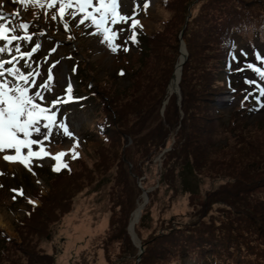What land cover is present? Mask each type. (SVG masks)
Segmentation results:
<instances>
[{"label":"rangeland","instance_id":"obj_1","mask_svg":"<svg viewBox=\"0 0 264 264\" xmlns=\"http://www.w3.org/2000/svg\"><path fill=\"white\" fill-rule=\"evenodd\" d=\"M172 1L166 7L158 0H122L120 11L130 19L107 25L118 33L113 43L119 47L114 52L95 26L81 27L78 21L83 14L73 19L72 9H68L65 19L52 20L54 8L0 0V14L6 18L0 23L10 22L21 36L24 31L18 28L19 22L28 21L33 34L31 41L5 42L11 51L1 56H11L16 46L26 52L39 44L18 69L33 73L32 79L39 85L47 82L55 64L52 90L44 92L46 100L64 97L69 83L72 97H85L81 104L76 103L79 100L70 106L61 104L56 113V123L65 124L73 137L53 127L50 139L45 140L49 129L43 127L44 120L37 125L41 132H33L31 137L42 142L33 145L35 151L67 153L60 161L52 155L34 157L33 168H28L19 162L1 163V156L7 151L14 155V150L0 153V215L6 224L0 225V264H264V181L259 186L261 173L255 171L260 159L251 151L240 156L236 136L242 131L264 140V97L259 94L256 98V86L264 87V78L248 67L264 68V45L254 41L264 35L257 37L253 32L262 26L264 7H255L252 0H194L186 8L184 26L192 15L185 28L189 33L183 34L180 8L184 0ZM133 19L140 22L135 29ZM66 20L73 23L71 31L64 28ZM226 26L233 27L231 32L246 46L237 48L228 62L231 73L228 68L222 74V56L214 42H219L218 33ZM146 34H152L149 45ZM133 35L135 41L130 39ZM155 44L157 48L143 58ZM183 45L188 53L184 62L179 55ZM181 61L180 95L185 67L184 91L192 109L188 117L195 119L181 127L186 110L181 109L182 101L174 90L175 97L167 106L170 121L164 125L167 128L172 122L176 126L171 147L179 139L186 143L185 137L193 132L197 136L193 143L179 151L178 145L177 153L167 155L159 146L163 120L158 115ZM224 78L235 89H227ZM2 79L12 77L6 74ZM91 88L99 91L96 103L89 98ZM104 93L110 98L108 114L114 121L109 141L95 132L107 113L106 107L99 108ZM242 97L247 101L240 112L232 104H239ZM214 103L219 111L211 107ZM143 114L150 119L140 125ZM140 127L146 135L140 136ZM73 150L84 157L74 159ZM187 151L190 160L181 164ZM57 164L60 169L67 164L66 169L72 166V170L56 174ZM165 165H169V180L161 175ZM132 169L135 174L130 173ZM238 178L252 187L250 195H238L244 186H238ZM141 186L149 199L142 209L144 217L135 224L138 237L134 240L128 225L133 211L144 201ZM78 225L88 226L90 232L75 240ZM130 238L134 247L126 243ZM139 240L146 246L141 254Z\"/></svg>","mask_w":264,"mask_h":264},{"label":"snow or ice","instance_id":"obj_2","mask_svg":"<svg viewBox=\"0 0 264 264\" xmlns=\"http://www.w3.org/2000/svg\"><path fill=\"white\" fill-rule=\"evenodd\" d=\"M15 2L24 7H39L41 9H52L58 4V16L61 20L64 19L66 10L68 9H72L70 15L73 19H76L77 15L83 14L78 23L84 24L85 21H90V24L95 26L97 33H103L104 41L109 42L114 52L119 47L113 43L118 33L113 32L107 25L109 22L115 25L119 22H127L130 19L129 16L123 15L120 11L122 0H15ZM143 7L147 8L148 5L145 4ZM19 14V12L15 13L17 16ZM58 16L57 14H53L51 19L56 20ZM0 21H6V18L2 14H0ZM9 23H0V41H6L7 45H11L17 40H32V35H17V27H10ZM139 24V20L133 19L132 28L135 29ZM18 28L27 33L29 24L26 22L21 23L18 25ZM64 28H69L68 23H64ZM130 39L135 41V35L131 36ZM7 45L0 46V53L11 51ZM39 48L40 45L36 44L30 51L21 52L20 47L16 46L15 52L20 53V59L31 58L32 54ZM124 50L127 51L128 49L125 48ZM16 59L13 56L12 60H0V77H5V72L12 77V79H0V153H4L6 150H15L14 155L5 154L3 155V159L10 162H19L28 167L34 157L42 159L44 156L52 155L44 151L43 148L39 151L33 150V145L42 143L31 138L33 132L36 134L41 132V128L37 125L42 119L46 121L43 127L49 129V132L44 136L45 140L50 139L53 127L62 128L65 135L70 138L73 137V133L65 124L56 123L57 115L53 111L57 105L67 103L73 99L71 96L72 87L69 85L66 89L67 98L57 96L51 100H46L44 92L50 93L52 90L54 80L52 69L55 68V64L49 69L47 82H41V84L37 85L32 79L33 73L24 74L15 67L5 69V64L11 65L13 60ZM248 67L253 68L254 71L259 73L261 78H264V70L255 68L253 65H248ZM248 83L254 84L255 82L248 81ZM30 84L32 85L31 88L29 87ZM37 87L42 88L43 91H35ZM257 87L260 96L264 97V87L259 85ZM45 104L48 106H44ZM262 107H264V104H262ZM24 149H27L26 154L23 152ZM66 154L65 152H60L52 155V158L60 161ZM77 156L78 153H75V150H73V158L75 159ZM63 166L67 167V164ZM53 170L59 172L61 170L60 165L54 166ZM13 191L17 190L13 189ZM19 194L23 195V191L20 190Z\"/></svg>","mask_w":264,"mask_h":264},{"label":"trees","instance_id":"obj_3","mask_svg":"<svg viewBox=\"0 0 264 264\" xmlns=\"http://www.w3.org/2000/svg\"><path fill=\"white\" fill-rule=\"evenodd\" d=\"M160 3H161V5H165L166 7H170L171 6V4L173 3V1L172 0H158ZM194 0H184V3L183 2H181L182 3V6H183V8H180L181 10H182V19L180 20V24L181 25H183V27H182V29L181 30H183V34H184V32H185V34L186 33H189V29H188V31H187V29H185L187 26V23L190 21V18H191V16L192 15H190V17H188V18H186V25L184 26V24H185V15L187 14V10H186V8H188L189 7V5H191V3L193 2ZM260 3V4H258V3ZM252 3H253V5L256 7L257 5H259V8H261L262 9V7H264V0H252ZM189 12H191V9H189L188 10V14H189ZM261 14V19H262V21H261V24H262V26H261V28L258 30V32H256V31H253L254 32V35L255 36H257L258 37V35H261V34H263L264 35V12L263 13H260ZM232 28L233 27H228V26H226L225 28H224V30H223V32L222 33H218V38H219V42H217V41H215L214 43H215V45L216 46H218V49H219V51L221 52V56H222V60H221V67L222 68H220V71H221V73L223 72H225V70L226 69H228V66H227V64H228V62L230 61V59L232 58V55L236 52V49L237 48H240V47H242V46H246V45H242V44H245V43H243V41L241 40V41H239L238 40V37H237V34L235 33H232L231 32V30H232ZM136 33V32H135ZM151 35L152 34H146V36H147V40H148V45L150 44V42H149V39H151ZM249 41H252V39H249L248 40V42ZM255 42H257V43H260V44H263L264 45V38L262 39V38H260V37H258V38H256L255 40H254ZM157 43V42H156ZM253 43V42H252ZM251 43V44H252ZM147 44V43H146ZM218 44V45H217ZM254 44V43H253ZM157 48V45L155 44L154 46H150V47H148V49H147V51L143 54V58L145 57H148L149 56V54H150V52H151V50H153V49H156ZM141 59V60H145V59ZM189 59H190V54H189ZM189 59L186 61V66H187V64H188V62H189ZM186 68L184 67V70H185ZM183 70V76H182V80H181V86H182V89H183V95H182V97H181V101H182V103L180 102L179 104L181 105V109H184V110H186L185 111V120L183 121V122H181V127H184V126H186L188 123H190V122H193L192 120H194L195 118H192V117H188L189 115H190V113L192 112V109L190 108V105H188L187 106V97H188V95H187V93L184 91V82L186 81V73H185V71ZM222 73V74H223ZM224 80H225V87L228 89L229 88V81H228V79H226V78H224ZM197 87H199V83H197V85H196ZM90 87V86H89ZM231 87H234L232 84H231ZM92 90H89V92L91 93H89L90 95H89V98L90 99H92L91 100V102H95V100H94V97H96L97 96V94H99V91H97L96 89H93V88H91ZM168 89V88H167ZM101 95V94H100ZM107 94H105L104 93V95H103V97H102V101H101V103L99 102V108H104L105 109V107H106V110H107V113H106V116L102 119L103 121H98V123L96 124V130H95V132L99 135V136H104V137H106V139H105V141H109V140H111V136L109 135V130L110 129H112L113 128V126H114V121H112L111 120V117H110V115L108 114V108H110L109 106H108V108H107V105H108V103L110 104V102H109V96L107 95ZM166 95H167V92L165 93V96L163 97V99H162V105H161V107H160V111H159V115H158V117L161 119V120H163V122H162V127H161V133H162V141H160V147H162L163 149H166V151H168L166 154L168 155V154H171V153H177L178 151H179V149H181V148H183L185 145H186V143L187 144H190V143H193L194 141H195V137L197 136V133L196 132H193L191 135H189V136H187V137H185V140H186V143H182V142H180V139H179V142H178V145H176V144H174L173 143V146L171 147V145H170V141H171V139H172V136H173V134L171 135V132L174 130V128L176 127V126H174L173 125V123L171 122L170 124H169V126H167V128H166V126L164 125V123H168L170 120H169V118H168V110H169V107H167L168 106V103H169V101H171V99L172 98H174L175 96H174V94H171L170 96H168L167 98H166ZM166 98V99H165ZM165 100H168L166 103H164L165 102ZM210 101L211 102H213L211 99H210ZM96 103V102H95ZM100 104L102 105V106H100ZM165 105V107H164V110L162 109L163 108V106ZM212 106V108H213V110H218L219 111V107H217L218 106V104L217 103H214V104H211ZM244 104L241 102V103H239V104H236L235 105V108H236V110L237 111H240V112H242L241 110L243 109L242 108V106H243ZM185 107V108H184ZM166 110H167V112H166ZM165 113V114H164ZM245 114H247V113H245ZM140 115H141V113H140ZM139 115V116H140ZM144 120L141 122V124L140 125H142V124H144L145 125V122H146V120L147 119H150L149 118V115H147L146 117H145V115L143 114V117H142ZM209 120H210V117H207ZM214 119V118H213ZM145 121V122H144ZM176 122H177V120H176ZM231 123H233V121H231ZM231 123H228L229 125H231ZM177 125V124H176ZM233 126H235L236 127V125L235 124H233ZM237 128V127H236ZM140 129H141V127H140ZM142 131V132H141ZM154 131V130H153ZM140 133H141V135L140 136H143V135H146L147 134V132L146 133H143V129H141L140 130ZM138 135H139V132H138ZM175 136V135H174ZM236 136L238 137V143H237V149H239V152H240V156H243V151H251V152H255V154L257 155V157H259V159H260V161L258 162V167H257V169L255 170L257 173H259V175H260V173H261V177L260 178H258V183L260 182V181H264V149L262 148L263 147V142H264V140H262V139H260V138H258V137H256V136H254V135H252V134H250L249 135V137L245 134V133H243L242 131L241 132H239V133H237L236 134ZM136 137V136H135ZM260 137V136H259ZM174 138V137H173ZM177 141V140H176ZM177 146H178V151H177ZM241 150V151H240ZM166 151H164V152H166ZM173 157H176L177 155L176 154H173L172 155ZM189 156H190V153L187 151V156H186V159H183V161L181 162V164L182 163H186V162H189V160H190V158H189ZM82 157H84V154L82 153V154H80L79 156H78V158L79 159H81ZM177 158H179V157H177ZM185 161V162H184ZM131 162V164L133 165V162L132 161H130ZM129 162V163H130ZM62 168V167H61ZM174 168H175V166H174ZM168 169H169V165H165V167H162V169H161V175L165 178V179H167V180H169V177L168 176H170L169 174H168ZM68 170H72V166L69 168V169H66V167H64V168H62L59 172H57L56 174H62V172H64V171H68ZM131 174H135V172H134V170L132 169L131 170V172H130ZM172 173L173 174H175V172H174V169H173V171H172ZM133 176H135V175H133ZM172 178H173V180L174 181H176V176H172ZM241 178H238V182H237V184H238V186L239 187H241L242 185H243V183H244V186H243V188H242V193L239 191L238 192V195H240V197H243V196H245V195H250V191H251V188L252 187H250V186H248L243 180H242V182H241ZM138 183H139V181H138ZM140 184V183H139ZM142 184V183H141ZM231 185V184H230ZM232 186V185H231ZM259 186H261L260 185V183H259ZM141 188V187H140ZM230 190L229 189H226V192H229ZM245 194V195H244ZM211 202V204L214 202V201H212V200H210ZM220 202V201H219ZM218 202V203H219ZM208 205V204H207ZM246 210L248 211V212H250L251 213V208L250 207H247L246 208ZM144 217V215L143 216H141V219ZM130 237H131V235H129ZM132 238H130V240L128 239V241H126V243H127V245H129V247L130 246H132V247H134L133 246V241L131 240ZM143 244V243H142ZM144 249H146V246H145V244H144ZM142 260H140V262H141ZM123 264H128V263H126V262H124Z\"/></svg>","mask_w":264,"mask_h":264},{"label":"bare ground","instance_id":"obj_4","mask_svg":"<svg viewBox=\"0 0 264 264\" xmlns=\"http://www.w3.org/2000/svg\"><path fill=\"white\" fill-rule=\"evenodd\" d=\"M181 53L179 54L180 55V59L181 58H183V56H184V54H185V51H186V46H182L181 47ZM180 71H181V68H180V66L178 67V66H176V68H175V76H174V78L172 79V82L170 83V85H168L169 86V91H168V93H167V95H166V98L168 97V96H170L171 94H173V93H171V92H173L176 88H177V83H178V79H179V73H180ZM165 98V99H166ZM79 106V105H78ZM5 154H7V153H5ZM5 154H3V155H5ZM3 155L1 156V163H3V162H5L4 161V159H3ZM10 163H13V162H10ZM144 196V195H143ZM143 200H144V198H143ZM142 204V202H139V204L137 205V207L135 208V210L133 211V213H132V216H131V219H130V221H132V220H135V221H137L140 217H141V215H137L138 214V212H139V209L137 210V208H138V206H140ZM0 225L1 226H6V224L4 225V222H3V219H2V216L0 215ZM104 225V222L102 221L101 222V226H103ZM75 229L77 230V234H76V236H75V240H77V239H80V238H82V237H84V234L85 233H87V232H90V228L88 227V226H86V225H78V226H75Z\"/></svg>","mask_w":264,"mask_h":264},{"label":"water","instance_id":"obj_5","mask_svg":"<svg viewBox=\"0 0 264 264\" xmlns=\"http://www.w3.org/2000/svg\"><path fill=\"white\" fill-rule=\"evenodd\" d=\"M181 33H183L182 31H181ZM180 33V34H181ZM180 38H181V42L183 43L184 42V40H183V38H182V34H181V36H180ZM187 56H188V53H187V50L185 51V54H184V56H183V59H182V61L184 62L185 60H186V58H187ZM182 61L180 62V64H179V66L180 67H182ZM180 77H181V72H180V76H179V81H180ZM178 81V82H179ZM175 91L179 94V99H181V95H180V86H179V84L177 83V88L175 89ZM168 100H165V102L164 103H166ZM164 107H165V105L163 106V110H164ZM139 183H140V181H139ZM142 187V186H141ZM143 188V191H144V201H143V203L140 205V206H138V208H137V210L139 209V212H138V214L137 215H142V209H143V206L145 205V203L148 201V199H149V196H148V191L144 188V187H142ZM139 221V219L137 220V221H130V223H129V225H128V229H129V232H130V234H131V236H132V238L134 239V240H136V238L135 237H138L137 236V234H136V232H135V224H136V222H138ZM137 241H138V238H137ZM134 242H136V241H134ZM137 243V242H136ZM138 245H139V247H140V253L139 254H141L142 252H143V250H144V245L140 242V240H139V243H138Z\"/></svg>","mask_w":264,"mask_h":264}]
</instances>
